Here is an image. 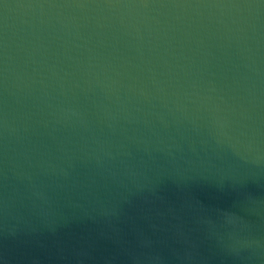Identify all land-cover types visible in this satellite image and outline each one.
I'll list each match as a JSON object with an SVG mask.
<instances>
[{
    "label": "water",
    "instance_id": "water-1",
    "mask_svg": "<svg viewBox=\"0 0 264 264\" xmlns=\"http://www.w3.org/2000/svg\"><path fill=\"white\" fill-rule=\"evenodd\" d=\"M0 264H264V0H0Z\"/></svg>",
    "mask_w": 264,
    "mask_h": 264
}]
</instances>
